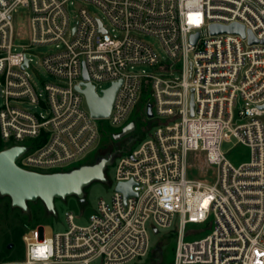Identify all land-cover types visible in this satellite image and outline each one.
Instances as JSON below:
<instances>
[{
    "label": "built area",
    "instance_id": "1",
    "mask_svg": "<svg viewBox=\"0 0 264 264\" xmlns=\"http://www.w3.org/2000/svg\"><path fill=\"white\" fill-rule=\"evenodd\" d=\"M231 24L245 36L210 32ZM262 41L264 0H0V150L23 148L19 168L75 167L95 149L98 121L123 128L142 100L152 111L146 138L114 159L113 192L87 221L66 213L67 230L52 237L29 228L22 259L0 264H128L173 226L172 264H264ZM37 65L50 78L39 88ZM114 84L109 116L92 117L82 90L102 97ZM230 137L248 161L234 165L221 150ZM190 153L214 167L213 182L189 177ZM128 181L136 195L124 198L115 186ZM191 225L210 232L187 240Z\"/></svg>",
    "mask_w": 264,
    "mask_h": 264
},
{
    "label": "rangeland",
    "instance_id": "2",
    "mask_svg": "<svg viewBox=\"0 0 264 264\" xmlns=\"http://www.w3.org/2000/svg\"><path fill=\"white\" fill-rule=\"evenodd\" d=\"M93 16L101 19L106 27L107 23L103 19L101 12L89 5H84ZM24 12V11H20ZM73 15L76 14L75 9H71ZM25 15V13H24ZM22 20V19H20ZM152 44L160 55V44L153 38H146ZM17 45L27 44L26 40H18ZM46 49H39L38 53L43 55ZM36 86L39 88L41 82L49 81L50 78L40 66H36L35 70ZM105 87V84H102ZM1 101V100H0ZM145 101L142 100L135 108L130 121L135 123V130L121 138L113 140L112 135L120 132L121 126H112L110 121L105 119L98 121L101 128V135L95 149L89 153L85 159L79 164L93 165L102 159L111 158V163L105 169L106 181L93 182L83 190V198L85 203L81 205L75 197H66L64 199L54 200L53 211H48L41 201L28 202L25 210L14 207L9 197L0 194V262L1 261H18L23 257V243L21 236L25 230L35 226H43V234L45 237H52L55 233L67 230L65 220L66 213H72L76 217L78 224H84L88 216L95 211L96 203L100 198H107L113 192V162L114 159L132 149L146 138L149 122L145 114ZM221 150L227 154V157L234 165L249 160V150L239 144L234 137L223 141ZM189 165L188 175L190 178L213 182L215 179L214 167H209L204 163L203 156L200 153H190L187 156ZM78 165V164H77ZM76 167H71L63 172L71 171ZM176 227L173 226L168 230H160L158 234L150 235V249L145 257L134 260L128 264H172L176 241ZM187 232H191L186 238L194 240L209 234V227L203 225H191L187 227ZM11 248L8 249V246Z\"/></svg>",
    "mask_w": 264,
    "mask_h": 264
},
{
    "label": "water",
    "instance_id": "3",
    "mask_svg": "<svg viewBox=\"0 0 264 264\" xmlns=\"http://www.w3.org/2000/svg\"><path fill=\"white\" fill-rule=\"evenodd\" d=\"M210 32L212 34L230 33L245 36L243 26L238 24L229 26L212 25ZM247 34L249 43L257 42L250 32H247ZM196 37L197 35L192 36V42H195ZM117 85L114 84L106 90L102 97H98L90 85H86L85 89L82 90L92 117L106 118L109 116ZM77 90H80L79 87H77ZM190 107L192 115V100ZM261 108H264V106ZM145 113L148 119L152 117L150 104L146 105ZM134 129V123L130 122L112 138L115 141L120 140L132 133ZM23 151V148L18 147L0 150V194L9 197L12 206L22 210L26 209L28 202L39 200L48 211H53L54 200L72 196L83 205L85 203L83 190L93 182L106 181L105 169L111 163V158H108L102 159L96 164L83 165L68 172L40 174L23 170L16 165L15 161ZM131 186V181L118 182L115 191L120 192L124 198L130 195L135 196L136 194L131 191ZM9 248H11V245L8 246Z\"/></svg>",
    "mask_w": 264,
    "mask_h": 264
},
{
    "label": "trees",
    "instance_id": "4",
    "mask_svg": "<svg viewBox=\"0 0 264 264\" xmlns=\"http://www.w3.org/2000/svg\"><path fill=\"white\" fill-rule=\"evenodd\" d=\"M80 166H82V165H81V164H78V165H76L75 167L78 168V167H80Z\"/></svg>",
    "mask_w": 264,
    "mask_h": 264
}]
</instances>
